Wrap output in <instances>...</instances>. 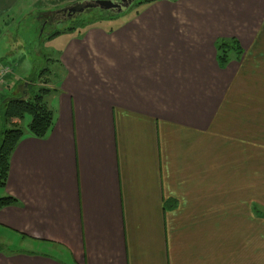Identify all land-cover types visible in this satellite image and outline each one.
Returning a JSON list of instances; mask_svg holds the SVG:
<instances>
[{
  "label": "crops",
  "instance_id": "obj_1",
  "mask_svg": "<svg viewBox=\"0 0 264 264\" xmlns=\"http://www.w3.org/2000/svg\"><path fill=\"white\" fill-rule=\"evenodd\" d=\"M31 1L0 0V23L58 42L57 80L28 83L19 39L0 65L10 99L49 90L54 123L11 157L0 264H264V0H158L52 38ZM224 40L243 55L221 68Z\"/></svg>",
  "mask_w": 264,
  "mask_h": 264
},
{
  "label": "rangeland",
  "instance_id": "obj_2",
  "mask_svg": "<svg viewBox=\"0 0 264 264\" xmlns=\"http://www.w3.org/2000/svg\"><path fill=\"white\" fill-rule=\"evenodd\" d=\"M77 1L78 0H32L31 3L39 4L33 10L40 11L37 17H40L41 23H44L46 21L49 22V25L46 28L47 32L49 31L67 32V31H70L69 29L71 27H73L74 25L76 26L79 23L84 24V25H81V27H79L80 29H84L88 26H95V25L100 24L103 21L105 22L111 21L113 20V18H117V16H112L111 14L102 13L99 10H92V11L85 12L81 14L80 16L73 18L71 20L64 19L65 18L64 16L55 15V12L62 11V9L73 5ZM23 4L25 5L24 8H26L30 4V0H22V6ZM142 5L143 3L141 1L137 2L135 3V5L132 6L131 9L132 11H135L136 8ZM30 12H31V9L27 11V14L23 18H26ZM125 14L122 15V18H125L124 16L127 15ZM24 23L25 22H23L22 25L19 27L18 25H20V22H18V24L16 25H14L13 23H10L9 26L7 25L2 26V23H0V30L2 31V32L0 31L1 33L0 58H4V54L9 53L6 51H10L12 50V46L14 47L16 46V40L19 39V41H25L26 45H28V47H26V52L29 55L31 63L33 64V66L36 67V70L31 75V77L35 78L34 83L36 82L39 83L40 80L42 79L41 83L46 84V82H48V84L51 83L53 85L54 84L53 82H55L58 77L59 66L57 62L58 56L55 54L54 52L55 50L52 48L55 47L58 44V42L57 44H53L52 46H49L50 49H48L47 45L45 48H43L42 45H40L39 41L35 39L36 33L33 32L31 21H28V22L26 21V23L25 24ZM19 29H20L19 34H17L18 33L17 31ZM17 35L19 37H17ZM8 59L11 60V58H8ZM9 60L5 61L4 66L0 65V69H2L3 67L9 68V72L5 77L6 85L0 93V144L4 138L3 132L7 129L12 128L9 124H6L4 121V116H3L4 109H2V102H4L5 99H10L9 96H11L10 94L12 92L14 93L17 91L16 94H18V96L21 95L23 91V82H24V81H21L22 84L18 85V83H20L18 80L19 73L18 71H16L17 73L14 72V70L12 71L14 67L13 60L11 61ZM40 88H37L36 91H38ZM14 120H18V119L14 118L11 120V122L13 123ZM30 121H31V117L29 115H26L25 118L21 121L22 122L21 127L23 130H26L28 128ZM1 192H2V189L0 188V198H1ZM257 211L260 214L263 213L261 211V208L258 209ZM14 242L16 244L15 239H14ZM0 243H2V240H0ZM4 243L5 242H3L2 244ZM3 247H4L3 249H7L5 246Z\"/></svg>",
  "mask_w": 264,
  "mask_h": 264
},
{
  "label": "trees",
  "instance_id": "obj_3",
  "mask_svg": "<svg viewBox=\"0 0 264 264\" xmlns=\"http://www.w3.org/2000/svg\"><path fill=\"white\" fill-rule=\"evenodd\" d=\"M156 1L158 0H142L141 2L144 4ZM79 24L76 26L74 25L69 30L72 31L84 25ZM62 33L64 32H55L52 34L51 38ZM242 55L243 50L237 40H224L218 44V62L221 68H225L233 59L239 60ZM34 80V77L29 78L28 83H33ZM48 93H50L49 90L43 88L40 89L38 93H30L29 100L10 101V99H5L4 102H2L4 121L12 128L3 132L4 138L0 144V188H5L7 185L11 157L25 135V131L18 126H13L11 120L16 118L22 121L26 115H29L31 117V121L28 125L29 132L35 138L44 139L50 132L54 123V113L45 101V97ZM15 203L16 200L10 196L2 197L0 198V210L13 206Z\"/></svg>",
  "mask_w": 264,
  "mask_h": 264
},
{
  "label": "water",
  "instance_id": "obj_4",
  "mask_svg": "<svg viewBox=\"0 0 264 264\" xmlns=\"http://www.w3.org/2000/svg\"><path fill=\"white\" fill-rule=\"evenodd\" d=\"M139 1L142 0H82L57 13L68 14L69 19L92 10H99L100 12L120 16L127 13ZM10 101H22V99H10Z\"/></svg>",
  "mask_w": 264,
  "mask_h": 264
},
{
  "label": "built area",
  "instance_id": "obj_5",
  "mask_svg": "<svg viewBox=\"0 0 264 264\" xmlns=\"http://www.w3.org/2000/svg\"><path fill=\"white\" fill-rule=\"evenodd\" d=\"M9 72V68L8 67H3L2 69H0V93L1 91L4 89L6 82H5V77Z\"/></svg>",
  "mask_w": 264,
  "mask_h": 264
},
{
  "label": "flooded vegetation",
  "instance_id": "obj_6",
  "mask_svg": "<svg viewBox=\"0 0 264 264\" xmlns=\"http://www.w3.org/2000/svg\"><path fill=\"white\" fill-rule=\"evenodd\" d=\"M59 16H64L65 18L64 19H69L68 18V14H63V13H60V14H58ZM75 17V16H74Z\"/></svg>",
  "mask_w": 264,
  "mask_h": 264
},
{
  "label": "bare ground",
  "instance_id": "obj_7",
  "mask_svg": "<svg viewBox=\"0 0 264 264\" xmlns=\"http://www.w3.org/2000/svg\"><path fill=\"white\" fill-rule=\"evenodd\" d=\"M56 15H58V13H56Z\"/></svg>",
  "mask_w": 264,
  "mask_h": 264
}]
</instances>
